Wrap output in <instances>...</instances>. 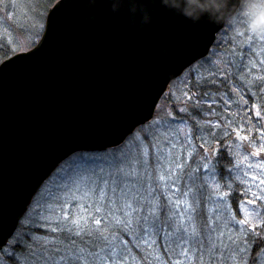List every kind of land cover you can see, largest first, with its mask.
<instances>
[{"label": "snow or ice", "instance_id": "snow-or-ice-1", "mask_svg": "<svg viewBox=\"0 0 264 264\" xmlns=\"http://www.w3.org/2000/svg\"><path fill=\"white\" fill-rule=\"evenodd\" d=\"M238 37L166 119L56 160L0 230V264H264V41Z\"/></svg>", "mask_w": 264, "mask_h": 264}, {"label": "water", "instance_id": "water-1", "mask_svg": "<svg viewBox=\"0 0 264 264\" xmlns=\"http://www.w3.org/2000/svg\"><path fill=\"white\" fill-rule=\"evenodd\" d=\"M89 3L58 0L38 43L0 64L31 55L48 34L36 55L0 69V230L12 227L61 156L114 143L136 121L154 117L170 84L209 54L223 29L194 24L160 0H145L152 13L147 25L140 18L134 24L127 9L114 13L111 0ZM193 33L195 49L187 43ZM193 55L199 59L174 76Z\"/></svg>", "mask_w": 264, "mask_h": 264}, {"label": "trees", "instance_id": "trees-1", "mask_svg": "<svg viewBox=\"0 0 264 264\" xmlns=\"http://www.w3.org/2000/svg\"><path fill=\"white\" fill-rule=\"evenodd\" d=\"M57 1L0 0V64L11 56L27 51L37 44L44 31L47 13ZM240 39L242 38L223 28L218 33L209 54L170 84L157 106L154 118L166 119L168 114L172 113L173 101L188 88V85L184 83L185 76L189 74L206 76V68L200 67V64L206 59H212L213 52L217 49L222 52L225 48L236 47ZM254 47L258 49L260 45L257 44ZM261 110L264 111V105L261 106Z\"/></svg>", "mask_w": 264, "mask_h": 264}, {"label": "clouds", "instance_id": "clouds-1", "mask_svg": "<svg viewBox=\"0 0 264 264\" xmlns=\"http://www.w3.org/2000/svg\"><path fill=\"white\" fill-rule=\"evenodd\" d=\"M96 2L90 0L87 7L94 8ZM111 3L114 13L127 9L134 24L137 18L142 25L152 21V13L145 0H111ZM160 3L194 24L204 22L229 30L235 36L245 34L246 38L264 41V0H160ZM163 54H168L167 49ZM141 83L146 84L147 81L141 80Z\"/></svg>", "mask_w": 264, "mask_h": 264}, {"label": "rangeland", "instance_id": "rangeland-1", "mask_svg": "<svg viewBox=\"0 0 264 264\" xmlns=\"http://www.w3.org/2000/svg\"><path fill=\"white\" fill-rule=\"evenodd\" d=\"M52 8V7H51ZM43 34V33H42ZM38 43V42H37ZM32 49V48H31ZM30 50V49H29ZM28 51V50H27ZM24 52V51H23Z\"/></svg>", "mask_w": 264, "mask_h": 264}]
</instances>
